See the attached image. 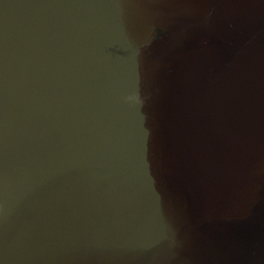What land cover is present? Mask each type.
<instances>
[{
  "label": "water",
  "instance_id": "1",
  "mask_svg": "<svg viewBox=\"0 0 264 264\" xmlns=\"http://www.w3.org/2000/svg\"><path fill=\"white\" fill-rule=\"evenodd\" d=\"M0 264H264V0H0Z\"/></svg>",
  "mask_w": 264,
  "mask_h": 264
}]
</instances>
